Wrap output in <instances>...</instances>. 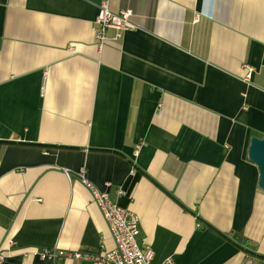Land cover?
<instances>
[{
    "label": "crops",
    "instance_id": "1",
    "mask_svg": "<svg viewBox=\"0 0 264 264\" xmlns=\"http://www.w3.org/2000/svg\"><path fill=\"white\" fill-rule=\"evenodd\" d=\"M102 1L0 0V264L112 248L81 170L138 216L154 262L264 264L247 156L264 136V0H106L135 27L99 44Z\"/></svg>",
    "mask_w": 264,
    "mask_h": 264
},
{
    "label": "built area",
    "instance_id": "2",
    "mask_svg": "<svg viewBox=\"0 0 264 264\" xmlns=\"http://www.w3.org/2000/svg\"><path fill=\"white\" fill-rule=\"evenodd\" d=\"M133 12L131 9H123L119 12H112L109 9L108 2L102 1L98 8V13L93 25V33L99 44L105 41L118 40L123 33L135 27L131 20ZM108 29H113V34H107ZM250 77L252 68L246 66ZM140 144L136 145L137 152ZM80 181L90 190L91 198L100 210L104 220L106 221L110 234L113 239L112 248L104 249L96 256L84 255L79 252L67 253L77 258H86L93 264H175L171 256L165 257L160 262H154L153 250L145 243L138 241L139 224L138 216L129 209L119 206L110 199L109 193L105 190H99L85 176L84 171L77 174ZM109 185V184H106ZM40 256L54 258L61 253L55 250L43 249ZM4 258V252L0 248V262Z\"/></svg>",
    "mask_w": 264,
    "mask_h": 264
},
{
    "label": "water",
    "instance_id": "3",
    "mask_svg": "<svg viewBox=\"0 0 264 264\" xmlns=\"http://www.w3.org/2000/svg\"><path fill=\"white\" fill-rule=\"evenodd\" d=\"M248 159L252 163H254L259 170V180H258V186L260 189L264 190V136L257 137L253 136L251 138L249 147H248ZM243 249L246 251H249L255 255L260 256V254L254 252L253 250L246 248L242 245H240ZM246 264H254L252 262H248Z\"/></svg>",
    "mask_w": 264,
    "mask_h": 264
},
{
    "label": "trees",
    "instance_id": "4",
    "mask_svg": "<svg viewBox=\"0 0 264 264\" xmlns=\"http://www.w3.org/2000/svg\"><path fill=\"white\" fill-rule=\"evenodd\" d=\"M260 258H262L261 256H259Z\"/></svg>",
    "mask_w": 264,
    "mask_h": 264
}]
</instances>
